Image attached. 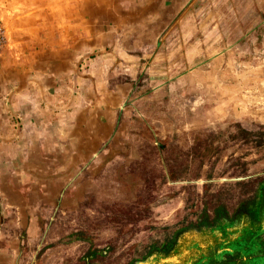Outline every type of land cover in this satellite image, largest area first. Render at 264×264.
<instances>
[{
	"label": "crops",
	"instance_id": "1",
	"mask_svg": "<svg viewBox=\"0 0 264 264\" xmlns=\"http://www.w3.org/2000/svg\"><path fill=\"white\" fill-rule=\"evenodd\" d=\"M223 5L242 16L234 8L219 18ZM3 6L21 12L3 17L12 32L0 57V264L42 263L27 251L42 234L43 219L72 192L78 168L111 164L103 161L124 106L143 102L130 100L132 91L147 85L161 95L147 103L153 115L180 89L181 100L197 101L199 114L209 106L212 116L232 117L243 129L253 128L252 121L264 125V0H14ZM13 120L21 122L16 130ZM123 143L126 152L140 153V146ZM256 236L240 232L235 246L188 264H257L264 240Z\"/></svg>",
	"mask_w": 264,
	"mask_h": 264
},
{
	"label": "rangeland",
	"instance_id": "2",
	"mask_svg": "<svg viewBox=\"0 0 264 264\" xmlns=\"http://www.w3.org/2000/svg\"><path fill=\"white\" fill-rule=\"evenodd\" d=\"M12 1L0 0V57L12 32L3 17L19 11L4 8ZM201 7L196 4L191 15ZM234 8L223 5L218 17H230ZM146 87L128 95L143 102L124 106L103 161L111 164H84L74 181L76 168L68 172L65 188L71 181L75 186L43 219L27 258L41 264H188L246 230L264 240V125L252 121L253 128L243 129L232 117L212 116L209 106L199 114L197 101L181 100L180 89L153 115L147 103L161 95ZM20 124L9 122L12 130ZM123 141L140 146V153L126 152Z\"/></svg>",
	"mask_w": 264,
	"mask_h": 264
},
{
	"label": "built area",
	"instance_id": "3",
	"mask_svg": "<svg viewBox=\"0 0 264 264\" xmlns=\"http://www.w3.org/2000/svg\"><path fill=\"white\" fill-rule=\"evenodd\" d=\"M2 42H3V36H2L1 30H0V46L2 45Z\"/></svg>",
	"mask_w": 264,
	"mask_h": 264
},
{
	"label": "trees",
	"instance_id": "4",
	"mask_svg": "<svg viewBox=\"0 0 264 264\" xmlns=\"http://www.w3.org/2000/svg\"><path fill=\"white\" fill-rule=\"evenodd\" d=\"M235 244H236V242H233L231 245H232V246H235Z\"/></svg>",
	"mask_w": 264,
	"mask_h": 264
}]
</instances>
